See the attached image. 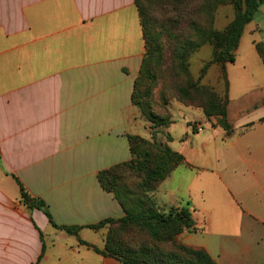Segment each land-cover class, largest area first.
<instances>
[{"label":"crops","instance_id":"crops-1","mask_svg":"<svg viewBox=\"0 0 264 264\" xmlns=\"http://www.w3.org/2000/svg\"><path fill=\"white\" fill-rule=\"evenodd\" d=\"M262 44L264 3L226 64L231 131L180 110L165 144L185 163L152 194L189 208L179 239L216 264H264ZM145 54L135 0H0V264H121L90 227L125 216L98 174L132 159L129 136L153 138L133 103Z\"/></svg>","mask_w":264,"mask_h":264},{"label":"trees","instance_id":"trees-1","mask_svg":"<svg viewBox=\"0 0 264 264\" xmlns=\"http://www.w3.org/2000/svg\"><path fill=\"white\" fill-rule=\"evenodd\" d=\"M135 1L146 43L145 58L134 86L133 103L135 106H140L136 92L139 80L147 70L150 61L161 52L160 40L168 36L183 37L186 29L185 23L190 24L189 27L198 36L196 49L205 45L214 47L215 56L211 63L219 64L223 68L226 88H228L226 64L234 62V52L243 35L244 27L264 3V0ZM198 2L199 8H204L209 14V22L204 27L198 25L197 22L191 23L188 18L192 15L190 7ZM224 6H232L235 16L227 27L220 31L213 27V23L216 12ZM259 49L264 56V44L260 45ZM187 54L188 50L181 53L180 58H185ZM180 58L178 56L179 60ZM192 82L197 83V81ZM228 104L227 95L221 107L213 100L204 113L208 119L216 116L218 118L216 125L230 132L232 126L228 121ZM148 117L156 124L163 125V121L157 116L149 113ZM129 142L132 159L98 174V181L102 188L114 195L123 208L125 216L120 219L108 218L90 227L91 229L104 227L108 229L104 249L94 247V251L103 256L116 258L121 264H216L204 249L188 246L177 239L184 232L197 231L189 208L165 211L150 195L178 166L185 163L184 157L167 146L164 148L157 146L154 142L138 136H129ZM140 177L142 178L141 183L137 182ZM16 181L25 205L30 209L43 210L55 228L69 235L79 236L81 227L57 225L47 211L44 201L32 198L19 180L16 179ZM148 184L155 186L148 188ZM131 228L145 231L149 242L135 244L133 239L124 240L122 233ZM80 242L86 244L83 241ZM165 242L172 247L163 248L162 243Z\"/></svg>","mask_w":264,"mask_h":264},{"label":"rangeland","instance_id":"rangeland-1","mask_svg":"<svg viewBox=\"0 0 264 264\" xmlns=\"http://www.w3.org/2000/svg\"><path fill=\"white\" fill-rule=\"evenodd\" d=\"M190 10L192 15L188 18L191 23L197 22L203 27L208 24L209 14L204 8H199V2L192 5ZM234 13L232 6L220 8L215 14L213 27L216 30H224L234 19ZM185 24L183 37L168 36L160 40L161 52L150 61L147 70L139 80L136 91L140 102V106H136L137 118L149 128L153 136L151 142L163 148L168 140L166 131L178 120L180 110L200 112L204 115V120L214 126L218 118L213 116L208 119L204 111L213 100L221 107L227 97L224 70L219 64L211 63L215 56L214 47L205 45L196 49L198 36L189 27L190 24ZM187 50V56L180 58L181 53ZM192 81H197V83ZM149 113L161 119L163 125L150 120ZM141 181L140 177L137 182L141 183ZM153 186L155 185L148 184V188ZM152 194L153 192L150 194L153 197ZM122 234L124 240L133 239L135 244L149 242L147 233L137 228H131ZM179 237L178 241L182 242ZM162 247L169 249L172 246L165 242L162 243Z\"/></svg>","mask_w":264,"mask_h":264},{"label":"built area","instance_id":"built-area-1","mask_svg":"<svg viewBox=\"0 0 264 264\" xmlns=\"http://www.w3.org/2000/svg\"><path fill=\"white\" fill-rule=\"evenodd\" d=\"M197 127H199V128H202L203 127V125L201 124V123H199L198 125H196Z\"/></svg>","mask_w":264,"mask_h":264}]
</instances>
